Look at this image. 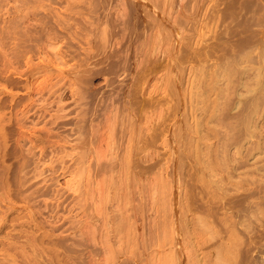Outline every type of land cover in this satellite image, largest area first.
<instances>
[{
    "label": "rangeland",
    "instance_id": "rangeland-1",
    "mask_svg": "<svg viewBox=\"0 0 264 264\" xmlns=\"http://www.w3.org/2000/svg\"><path fill=\"white\" fill-rule=\"evenodd\" d=\"M116 1H118L119 4L121 3V5ZM124 1L125 0H115L116 6V4H112L110 0H0V264H11L12 262H14L13 264L20 262L22 264L23 261V264H31V262L35 264L34 258L37 264H39V262L48 264L51 261L53 263L50 264H223L225 261H232L234 257L236 261H233L237 264L240 261L239 264H255L256 261L257 264L258 262L264 264V111L262 112V110H264V108H262L264 107V88L260 85V83L262 84L263 82L259 83L263 91L262 89H259L261 93L256 91V94L260 93L259 95L256 96V94H252L251 92V94H249V90H247L250 86L248 85L250 81L252 85L253 82L256 83V81H254L255 78L257 80L260 77L259 79L264 81V79H262L264 78V51H261L264 46V39H261L264 38V1L137 0V3L141 2L139 4L140 6L142 5V8L146 5L145 9H143L145 11L144 16L143 10H139V5H134L136 0L130 2L126 0L131 6L130 7L126 3L127 7H129V9L131 8V12L137 15L139 13L140 16L136 15L137 18L140 17L138 19L130 17L132 15L135 17V15L130 13V10L127 11V7V10L125 9L123 5ZM142 2H144L145 5H143ZM153 2H155L159 10L154 8L155 5H153ZM259 2H261V4ZM112 5H114L113 8H111ZM257 5L259 7H257ZM120 6L122 9L124 7L123 11ZM147 6L151 8H147ZM148 9L151 10L149 11L150 14L148 11L146 12ZM118 10L119 12L121 11L122 14L119 13ZM124 10L125 17L128 19L123 15ZM126 11L129 12V17ZM241 11L247 12L244 13ZM146 13H148L149 16H147L148 14ZM227 13L232 17H229ZM109 14L111 16H109ZM119 14L123 16H118ZM247 14L254 20L250 19ZM202 16L206 17L203 18ZM197 17L201 18L197 19ZM255 17L257 19H255ZM109 18L113 19V22L116 20V22L113 24L112 20ZM130 18H133V21H130ZM147 19L151 27H149L150 25L148 22V24L144 23ZM259 19L261 20L259 21ZM124 20L127 22L130 21L128 22L129 24ZM117 21L123 22L119 24L120 22L118 23ZM110 23L115 27L114 30L112 29L114 27H112ZM131 23H139L137 26L134 25L137 28L144 24L148 25V28L144 25L145 29L141 26L142 28L140 27L138 30L140 35L142 34L145 36H138L139 33L137 30V34L133 31L135 27H132ZM158 24L160 25L158 26ZM245 24L249 26V30L252 29V32L258 34L255 35V33H253V37L255 38L250 35L252 32L246 30L247 32L245 33L244 28L247 26ZM129 25L132 27V31L131 29L129 30ZM140 29H143L142 32ZM108 30L111 32L117 31L115 33L116 35H114V32L112 34L114 38L110 37L111 32ZM124 30L128 31L123 32ZM128 32H131L132 36ZM262 32L263 34H261ZM133 35H135L136 38H134L135 36L133 37ZM199 36L203 37L201 38ZM237 36L240 37L238 38ZM123 37L126 38V41L123 40ZM256 37L258 41L260 40V42H262L261 44L258 43ZM117 38L122 41H118ZM249 40H254L255 42L252 41L251 44ZM129 41L131 42L129 43ZM121 42L127 43H124V46ZM237 45H240L239 48ZM253 45L254 48L252 47ZM249 47L254 50L246 49L248 52L246 53L244 49ZM125 48H131L132 50L128 49V52ZM240 49L243 51V54L245 52L246 57H244L245 54L241 55L242 53H239L242 52ZM150 53L152 55H150ZM250 53L252 57L249 55ZM212 54H214L215 57ZM224 54L227 55L225 56ZM259 55H261L262 59ZM104 56L105 58H103ZM234 56H236V58ZM248 56H250L249 59L253 58L256 60L254 61L251 59V61H253L251 63V61H248ZM114 57L115 59L113 61L111 58ZM199 57L200 60H198ZM120 58L123 60L125 58L126 61ZM169 59L171 60L169 61ZM135 61H137V63ZM113 62L116 66L113 65ZM225 62L228 63L226 64ZM110 63L112 65H110ZM222 63L225 64L223 65ZM121 64H123L122 67ZM237 64L240 67L243 64L246 65V67L248 65V67L245 70L244 65L242 69V67H238ZM249 64H251L252 67ZM124 65L126 68H123ZM226 65H230L231 67H227ZM198 66L202 67L200 68L202 71L198 72ZM260 67L261 70L259 69ZM192 68H194V70H190ZM221 68L226 70L222 71ZM248 68H254L256 71L248 70ZM227 69L230 71V74ZM243 70L248 72L247 75L249 78L245 77L246 74ZM231 71L233 72L232 74ZM217 72L218 74H215ZM212 73L219 77L214 76L215 80L212 77L210 79L209 75H212ZM242 73L243 75L240 77ZM254 73L256 76L258 75V78ZM260 73L262 74L260 75ZM198 74L200 75L199 79ZM233 74L236 75V77ZM250 74L253 76L251 77ZM170 76L172 77L170 78ZM205 76L206 78L209 77L210 80H214L210 87L207 86L208 81ZM223 77L229 80V85ZM245 78L247 81H245ZM250 78H252V80ZM220 80L224 85H222L223 83L220 82ZM244 81L248 82L245 85L246 88H242L244 87ZM119 85L121 89H118ZM186 85L187 87L185 89ZM231 85L234 90H231ZM217 86L223 90H219ZM260 86L259 88H261ZM195 88L198 89L196 90ZM205 88H207V92L204 91ZM215 88L217 92H221L217 93ZM209 89H211L213 93L216 92V94L210 93ZM202 91L205 92V94L199 93ZM228 91H231L232 94ZM239 91L242 93L245 91L243 93L244 95H241L242 93ZM123 92H126V94ZM186 92L190 95L189 97ZM194 94H196L197 97ZM200 94L203 95V97ZM198 95L201 96H199V99ZM215 95H220V97L217 96L219 99ZM238 95L244 103L239 101L240 97H238ZM252 95H255V101L253 100L254 103L250 98ZM212 96L217 99L215 98L214 100ZM222 96H224V98ZM243 96H246L247 100L244 99ZM258 97L260 99L257 100ZM193 98H195L193 100L194 102L200 101L203 98L204 100L202 99L203 101L201 100L200 103L203 104L204 101L205 103L203 105L199 102L194 103L197 104L196 107L192 104ZM210 99L212 102H217L216 105L212 103ZM229 99L231 102L228 101ZM236 100L240 102L239 107V103H235L237 102ZM223 101L226 102V105ZM258 101H260V103ZM150 102L151 104H149ZM154 102L156 104H154ZM189 102H191V104ZM208 102H210V104ZM220 102L229 107L225 109V106L220 104ZM245 102H247V104ZM245 104L246 107L248 106L247 108H244ZM258 104H260V106ZM235 105L236 107H234ZM170 106H172V109ZM209 106L215 108L211 110ZM218 106L222 108V111H220L221 108L219 109ZM216 107L217 111H215ZM237 107L242 108L239 114L236 112L238 109ZM192 108H195V110L193 111ZM227 108H229L230 111H226L228 110ZM123 110L124 112H122ZM199 110L203 113L198 114L200 112ZM218 110L224 113L221 114ZM252 110L255 113L252 112ZM207 113H209L211 118ZM117 114L121 118H119ZM229 114L230 118L228 116ZM241 114L244 116L242 117ZM186 115H188L189 118L188 116L186 118ZM214 115L216 116V120ZM221 115L223 116L221 117ZM239 115L240 117H238ZM236 116L242 120L236 119ZM195 117L198 120H196ZM245 117L251 119V121L246 119L247 126L245 125ZM218 118H222L221 124ZM207 120L209 122H207ZM255 120L256 124H259L258 126L262 129L258 130V127L256 128L257 125H255ZM201 121L203 124H201ZM226 121L232 125L230 126ZM236 121H239L237 124H242L236 126ZM123 122L124 124H122ZM173 122L175 123L173 124ZM234 122L235 126L233 127ZM251 122H254V124H251ZM208 123H211L214 129H211ZM134 124L135 127L133 126ZM205 124L208 125L206 126ZM227 124L233 128L229 129ZM111 125L114 126L111 127ZM200 125L203 126L200 127ZM239 125H243L246 129H243L244 127L240 128ZM192 126H194L193 129ZM125 127H128V129H125ZM131 127H134L135 130L133 129V131L137 134L135 136L134 133L133 139H131L132 136H129L133 134ZM155 127L156 130H154ZM171 127L173 128L170 129ZM178 127L179 129H177ZM251 127L253 128L251 129ZM254 127L256 129H254ZM183 129H185V131ZM195 129H198V133ZM210 129L212 132L214 131L217 133L213 132V134ZM215 129L217 131H215ZM153 130L157 131V133H159L160 130L159 137ZM179 130H181L182 135L179 133ZM193 130L195 131L193 132ZM207 130L210 132H207ZM221 130L222 133H220ZM235 130H237V132L234 133ZM124 131L126 133H124ZM244 131L246 133L247 131L251 133L250 136ZM119 132H122V135ZM153 134H155L156 137ZM202 134H206V136L203 135L204 138H201ZM225 134H230L234 141L230 139L229 135H227L229 136L228 138L227 136L225 137ZM138 135L141 136V138L139 136V140L143 143H140L142 147L140 145L136 147L135 145L137 144L136 140L138 139ZM215 135H218L217 138ZM253 135L256 136L254 137ZM193 136L194 138L198 136V138L194 140ZM245 136H249V140H252L248 142L249 140H246L247 138ZM242 137L246 139L244 138V140H242ZM147 138H150V140L147 141ZM184 138L187 140L188 145L185 144L186 140ZM211 138H215V141ZM198 139H200V142ZM210 139L212 141H210ZM237 140H242V142H238ZM257 140L259 141L257 142ZM150 141H155V144L152 145L154 142L151 144ZM202 141L204 143H212H210V145H208V143L202 145ZM227 141H229V143ZM191 144H195V146L192 147ZM218 144L220 146H217ZM238 144L243 147H239ZM208 146H211L214 150ZM206 147L207 149H205ZM197 148L199 153L197 152ZM208 148L211 154L207 152ZM238 148H241L242 151L241 149L238 150ZM253 148L254 151L252 150ZM220 150L222 152H220ZM223 151L226 152L228 157H226ZM213 152L214 155H212ZM170 153L171 155H169ZM197 153L202 160L205 157L206 159L202 161L199 155L197 157L195 156ZM205 153L207 154L205 155ZM216 153L219 154L217 155ZM123 154L127 155L124 156ZM233 155L241 159L238 161ZM122 156L126 157V159ZM207 157L211 158H209L211 160L209 164V159ZM119 158L122 160L124 158L125 162L126 160L129 161V163H126L131 165L130 169L127 168L126 164L125 167V162L123 163ZM130 160L132 162H130ZM200 160L202 162H200ZM119 161L122 162L123 166ZM204 161H206L205 165L203 164ZM215 161H221L219 162L221 164H218V166L217 163L216 165H212L211 162L214 164ZM111 162L114 164L112 165ZM236 162L238 163L237 165ZM241 162L243 164H241ZM103 163L105 167L102 166ZM223 163H225V166L222 165ZM97 164H99L100 167H97ZM227 164H230V166L228 167ZM201 165L203 167H199ZM209 165L210 167L213 166L212 169L215 171L214 173ZM205 166H208V169ZM238 166L243 167L241 168ZM121 169L122 171L120 172ZM125 169H127L126 173ZM201 170H203V172ZM206 171H209V173ZM226 171H228V175L225 176L226 178L229 177L230 179H227L230 181L226 178L224 179V175H220V173L227 174ZM123 174H127V176ZM168 175H170V177ZM209 175L212 178L209 177ZM219 175L223 178L222 180L220 178V181L218 180L220 177ZM171 176H173V178ZM171 178L172 180H168ZM209 178H211L213 182L215 181L216 184L218 182L219 186L218 184H212L210 187L208 184L213 182L209 180ZM214 178L217 179V181L213 180ZM203 179L205 184L204 181H202ZM208 180L210 183L207 184V182H209ZM162 181H165V183L162 184ZM226 182L229 185L226 184ZM206 185L208 186L205 187ZM215 185L216 187L218 186L219 190ZM220 185L222 187H220ZM223 186L227 189L225 187L224 189ZM169 187L171 188L168 189ZM245 188L249 190L245 192ZM213 189L218 191H213ZM243 189H245L244 194L241 192ZM167 190L173 191H170L168 195ZM214 192L216 195L219 193L218 196L220 197L214 196ZM241 193L243 196H241ZM239 194H241V197L238 196ZM208 196L215 197V199L210 200L211 198ZM194 197L197 199L195 200ZM217 198H220V202ZM203 199H205V202ZM237 199L240 200L237 201ZM193 200L198 201L194 202ZM216 200L218 202H215ZM161 203L164 204L161 205ZM161 207H164L165 210L164 208L162 210ZM160 215H163L162 218H160ZM33 219L35 223L33 221L31 222ZM200 220L202 222H200ZM33 224H37L35 230H37L38 236H36L35 230L33 234ZM59 225L62 226L60 227ZM117 225H119V227L121 226L120 229ZM117 229H119L118 231L120 234L116 233ZM213 230L215 231L213 233L214 236L212 233L210 235V231L213 232ZM18 231L22 233L19 234ZM23 231H27V233L25 232L24 234ZM11 232L15 233L14 236H10L12 235ZM28 232L33 234L32 236L34 239H36L35 237H40L41 235L39 236V234H42L43 240L41 241L43 243H40L39 240H34ZM42 232L47 235L48 238L50 237L49 239L54 235L55 237L53 238L55 239H52L58 243H53L52 239L50 242L53 245L51 243H46L49 241H47L46 236L44 238ZM108 232L109 234H107ZM49 233L53 235L50 236ZM21 234L24 236H17ZM26 234H28V238ZM18 237L26 241L22 239V242ZM30 237L32 239H29ZM59 237H61V239L65 237L67 240H65V238L58 240ZM15 238L16 242L13 241ZM79 238L81 239L79 240ZM30 240L37 241L39 244H35L34 242V244H32V242L30 244ZM5 241H7V244L2 243ZM65 241L66 245H64ZM232 241L237 243L234 251L232 250L234 248L232 245L233 243H231ZM13 242L17 243L19 247H22L20 244L23 245V248H18L15 243L12 244ZM225 243H228L229 247L227 246L226 248L225 245L227 244ZM41 244L45 245L43 249ZM50 244L51 246H49ZM33 245H38V248L34 246L36 248L33 247V249ZM235 245L236 244H234V246ZM49 247L51 249H49ZM79 249H81V251ZM82 249H86L85 252ZM226 249L229 250V253L232 251L230 256L227 255L228 250ZM11 250L14 252L12 253ZM20 250L28 251V253L26 251L24 252L33 258L28 259L29 256L25 253L24 257L23 252ZM30 250L31 252H29ZM248 250H250L252 254L254 253V255L251 256ZM10 251L11 253H9ZM77 251H79L78 254L76 253ZM236 251L239 254H236ZM39 252L43 257H41V255L40 257L38 255H33ZM45 253L46 255H44ZM6 254L9 255L10 258ZM83 254L86 256H83ZM232 254L234 255L233 257L231 256ZM15 255H18V258ZM220 255H223L224 258ZM56 256H59L61 261ZM47 257L50 260L49 262H47ZM50 257H53L51 258L52 260ZM78 257L81 260H79ZM228 257H230V259L232 258V260H229ZM244 257L246 258L244 259ZM249 258H251V260ZM7 259L9 261L11 260V262ZM16 259H18V261ZM254 260L256 261L254 262ZM74 261H76V263ZM227 262L224 264H228ZM229 264L234 263L230 262Z\"/></svg>",
    "mask_w": 264,
    "mask_h": 264
},
{
    "label": "bare ground",
    "instance_id": "bare-ground-1",
    "mask_svg": "<svg viewBox=\"0 0 264 264\" xmlns=\"http://www.w3.org/2000/svg\"><path fill=\"white\" fill-rule=\"evenodd\" d=\"M112 1L115 2V0H112ZM112 1L110 0V2H111L112 4H116V2H118V1H116V2L114 3V2H112ZM119 1H121V0H119ZM130 1H132V0H128V2H130ZM145 1H146V0H145ZM151 1H152V0H151ZM155 1H156V0H155ZM257 1H258V0H257ZM257 1H256V2H257ZM263 1H264V0H263ZM263 1H262V2H263ZM134 2H135V1H134ZM137 2H138V1L136 0V2L134 3V5H135V4H136V5L138 4L139 7H140V9L138 8L139 10H143V9H145V6H146V5L144 4V2H142V4L145 5L143 8H142V5L140 6V4H139V3H141V2H139V3H137ZM239 2H240V1H239ZM256 2H255V3H256ZM123 3H124L123 5L125 6V9H126L127 5H129V4L126 2V0H125ZM126 3H127V5H126ZM131 3H133V2H131ZM153 3H154L153 5H155V2H153ZM156 3H157V2H156ZM240 3H241V2H240ZM255 3H254V4H255ZM259 3L261 4V2H259ZM118 4H119V2H118ZM157 4H158V3H157ZM257 4H258V3H257ZM119 5H121V3H120ZM241 5H242V4H241ZM247 5H248V3H247ZM255 5H256V4H255ZM113 6H114V5H112L111 8H113ZM116 6H117V4H116ZM129 6H130V5H129ZM156 6H157V5H155L154 8H157ZM118 7H119V6H118ZM120 7H121V6H120ZM130 7H131V6H130ZM148 7H149V6H147V8H148ZM240 7H241V6H240ZM244 7H245V6H244ZM252 7H253V6H252ZM257 7H259V6L257 5ZM260 7H262V6H260ZM114 8H115V7H114ZM136 8H137V7H136ZM149 8H151V7H149ZM247 8H248V6H247ZM255 8H256V7H255ZM262 8H263V7H262ZM117 9H118V8H117ZM121 9H122V7H121ZM123 9H124V7H123ZM123 9H122V11H123ZM127 9H128V10H127ZM127 9H126V10L129 11L131 8L129 9V7H127ZM157 9L159 10V8H157ZM157 9H156V10H157ZM226 9H227V8H226ZM234 9H235V8H234ZM242 9H243V8H242ZM242 9H241V10H242ZM250 9H251V8H250ZM250 9H249V11H250ZM253 9H254V7H253ZM113 10H114V9H113ZM232 10H233V9H232ZM239 10H240V8H239ZM245 10H246V7H245ZM251 10H252V9H251ZM115 11H116V10H115ZM127 11H126V13H128V17H129V12H127ZM131 11H132V10H130V13H132ZM147 11H148V13H149V11H151V10L148 9V10H146V12H147ZM153 11H154V9H153ZM111 12H112V11H111ZM113 12H114V11H113ZM118 12H119V10H118ZM140 12H141V11H140ZM144 12H145V11L143 10V14H144V16H145V13H144ZM225 12H226V11H225ZM241 12H244V13H245V12H247V11H241ZM119 13H121V11H120ZM137 13H138V12H137ZM141 13H142V12H141ZM148 13H146V14H148ZM152 13H153V12H152ZM155 13H156V12H155ZM203 13H204V12H203ZM121 14H122V13H121ZM121 14H119L118 16H120ZM132 14H134L135 17H134ZM132 14H131L132 16H130V17H133V18L136 19V18H137V17H136L137 14H136V13H132ZM149 14H150V13H149ZM149 14H148L147 16H149ZM156 14H157V13H156ZM227 14H228V13H227ZM116 15H117V12H116ZM123 15H124V17H125V10H124V14H123ZM123 15H121V16H123ZM138 15H139V13H138ZM138 15H137V16H138ZM141 15H142V14H141ZM203 15H204V14H203ZM228 15H229V17H232V16H230V14H228ZM241 15H242V14H241ZM109 16H111V15L109 14ZM126 16H127V15H126ZM139 16H140V15H139ZM233 16H234V15H233ZM243 16H244V15H243ZM245 16H246V15H245ZM247 16H248V14H247ZM247 16H246V17H247ZM112 17H113V16H112ZM124 17H123V18H124ZM154 17H156V16H154ZM154 17H153V18H154ZM202 17H203V16H202ZM204 17H206V16H204ZM204 17H203V18H204ZM248 17H249V16H248ZM248 17H247V18H248ZM117 18H119V17H117ZM121 18H122V17H121ZM125 18H127V17H125ZM133 18H132V19H133ZM138 18H140V17H138ZM138 18H137V19H138ZM148 18H149V17H148ZM198 18H201V17H197V19H198ZM249 18H250V19H253L252 17H249ZM109 19H110V18H109ZM109 19H108V20H109ZM127 19H128V18H127ZM130 19H131V18H130ZM132 19H131L130 21H133ZM135 19H134V20H135ZM141 19H142V18H141ZM150 19H151V18H150ZM150 19H149V21H150ZM157 19H158V17H157ZM255 19H257V18L255 17ZM110 20H112V22L114 21L113 19H110ZM110 20H109V22H110ZM143 20H145V19H143ZM160 20H161V17H160ZM176 20H177V19H176ZM202 20H203V19H202ZM253 20H254V19H253ZM260 20H261V19H259V21H260ZM124 21H125V20H124ZM130 21H128V22H130ZM135 21H136V20H135ZM153 21H154V20H153ZM203 21H204V20H203ZM107 22H108V21H107ZM115 22H116V20H115ZM115 22H113V24H114ZM117 22H118V21H117ZM119 22H120V23H119ZM119 22H118V23L121 24L123 21H122V22L119 21ZM125 22H127V21H125ZM128 22H127V23H128ZM147 22H148V19L146 20V22L144 21V23H145V24H148V23H149V25H150V22H148V23H147ZM155 22H156V21H155ZM176 22H177V21H176ZM196 22H198V21H196ZM230 22H231V20H230ZM233 22H234V21H233ZM247 22H248V21H247ZM253 22H254V21H253ZM261 22H262V21H261ZM261 22H260V23H261ZM263 22H264V21H263ZM118 23H117V25H118ZM158 23H159V22H158ZM113 24L111 25V23H110V25H111L112 27H114ZM128 24H129V23H128ZM131 24H132V23H131ZM145 24H144V25H145ZM163 24H164V23H163ZM175 24H176V23H175ZM175 24H174V25H175ZM178 24H179V23H178ZM248 24H249V23H248ZM110 25H109V26H110ZM117 25H116V26H117ZM123 25H124V24H123ZM134 25L137 26V25H139V23H138V24L136 23V24H132V25H131L132 27H135V30H133L134 32H136V30H137V32H138V30H139V28H140L141 26H143L144 29H145V26H147L146 28H148V25H145V26H144V25H141V26H139L138 28H137L136 26H134ZM159 25H160V24H158V26H159ZM207 25H208V24H207ZM242 25H244V24H242ZM245 25H247V24H245ZM253 25H254V24H253ZM109 26H108V27H109ZM111 26H110V27H111ZM126 26H127V24H126ZM110 27H109V28H110ZM112 27H111V28H112ZM118 27H119V26H118ZM118 27H117V28H118ZM132 27H130V25H129V30H130ZM149 27H151V25H150ZM246 27H247V28H246ZM246 27L244 28V29H245V33L247 32L246 30H248V32H252V31H251L252 29L249 30L250 28H248V27H249L248 25H247ZM120 28H121V27H120ZM126 28H127V27H126ZM141 28H142V27H141ZM152 28H153V23H152ZM170 28H171V27H170ZM174 28H175V27H174ZM112 29L114 30L115 27L112 28ZM122 29H123V28H122ZM127 29H128V28H127ZM133 29H134V28H133ZM253 29H254V28H253ZM256 29H257V28H256ZM260 29H261V28H260ZM113 30H112V31H113ZM140 30H141V29H140ZM142 30H143V29H142ZM142 30H141V32H142ZM146 30H147V29H146ZM148 30H149V29H148ZM174 30H175V29H174ZM108 31H110V30H108ZM108 31H107V33H108ZM127 31H128V30H126V31L124 30L123 32H127ZM131 31H132V29H131ZM230 31H232V30H230ZM261 31H262V30H261ZM110 32H111V31H110ZM113 32H114V35H116L115 33H116L117 31H113ZM113 32L110 33V34H111L110 37H113V35H112ZM137 32H136V34H137ZM146 32H147V31H146ZM233 32H234V31H233ZM238 32H239V29H238ZM263 32H264V25H263ZM263 32H262L261 34H263ZM101 33H103V32H101ZM104 33H105V32H104ZM128 33L131 35V32H128ZM132 33H133V32H132ZM138 33H139L138 36H141V35H142V34L140 35V32H138ZM204 33H205V32H204ZM204 33H203V35H204ZM253 33H255V35H258V34H256V32H252V34H250L252 37H253V35H254ZM110 34H109V35H110ZM136 34H135V35H136ZM145 34H146V33H145ZM227 34H228V33H227ZM104 35H105V34H104ZM123 35H124V33H123ZM135 35H133V37H134ZM239 35H240V34H239ZM243 35H244V34H243ZM245 35H246V34H245ZM263 35H264V34H263ZM117 36H118V35H117ZM124 36H125V35H124ZM131 36H132V35H131ZM138 36H137V38H138ZM142 36H145V35H142ZM205 36H206V35H205ZM106 37H107V36H106ZM106 37H105V38H106ZM120 37H121V36H120ZM125 37H126V36H125ZM133 37H131V38H133ZM199 37H201V36H199ZM202 37H203V36H202ZM202 37H201V38H202ZM207 37H208V36H207ZM207 37H206V38H207ZM212 37H213V36H212ZM237 37H238V36H237ZM239 37H240V36H239ZM239 37H238V38H239ZM244 37H245V36H244ZM103 38H104V37H103ZM113 38H114V37H113ZM118 38H119V37H118ZM118 38H117V39H118ZM123 38H124V37H123ZM126 38L129 40L128 37H126ZM126 38H124L123 40H125ZM134 38H136V36H135ZM142 38H143V37H142ZM253 38H255V37H253ZM106 39H107V38H106ZM106 39H105V40H106ZM256 39H257V37H256ZM256 39H255V40H256ZM261 39H264V38H261ZM105 40H103V41H105ZM109 40H110V39H109ZM119 40H121V39H118V41H119ZM194 40H195V39H194ZM223 40H224V38H223ZM113 41H114V39H113ZM115 41H116V40H115ZM121 41H122V40H121ZM125 41H126V40H125ZM131 41H132V40H131ZM131 41H129V43H130ZM196 41H197V39H196ZM201 41H202V40H201ZM205 41H206V40H205ZM236 41H237V40H236ZM241 41H242V40H241ZM246 41H247V40H246ZM249 41H250V43L252 44V41H254V40H252V41L249 40ZM257 41H258V39H257ZM116 42H117V41H116ZM133 42H134V39H133ZM197 42L199 43V41H197ZM222 42H223V41H222ZM239 42H240V41H239ZM254 42H255V41H254ZM263 42H264V40H263ZM111 43H112V42H111ZM121 43H123V42H121ZM124 43H127V42H124ZM124 43H123L122 45H124ZM135 43H137V42H135ZM241 43H242V42H241ZM250 43H249V44H250ZM258 43L261 44L262 42H260V40H259ZM106 44H107V43H106ZM131 44H133V43H131ZM138 44H140V43H138ZM196 44H197V43H196ZM196 44H195V45H196ZM201 44H202V43H201ZM204 44H205V42H204ZM207 44H209V43H207ZM221 44H223V43H221ZM236 44H237V43H236ZM242 44H243V43H242ZM242 44H241V46H242ZM244 44H245V42H244ZM246 44H247V43H246ZM263 44H264V43H263ZM263 44H262V45H263ZM136 45H137V44H136ZM136 45H135V46H136ZM142 45H143V44H142ZM120 46H121V44H120ZM124 46H125V45H124ZM140 46H141V45H140ZM140 46H139V47H140ZM145 46H146V45H145ZM145 46H144V47H145ZM226 46H227V45H226ZM228 46H229V45H228ZM237 46H238V48H239L240 45H237ZM248 46H249V45H248ZM250 46H251V45H250ZM256 46H257V45H256ZM97 47H98V46H97ZM101 47H102V45H101ZM101 47H100V48H101ZM126 47H127V45H126ZM139 47H137V48H139ZM244 47H245V45H244ZM252 47L254 48V45H253ZM257 47H258V46H257ZM259 47H261V46H259ZM134 48H135V47H134ZM134 48H133V50H134ZM137 48H136V49H137ZM140 48H141V47H140ZM140 48H139V49H140ZM142 48H143V47H142ZM209 48H210V47H209ZM221 48H222V47H221ZM223 48H224V47H223ZM238 48H237V50H238ZM255 48H256V47H255ZM263 48H264V46H263ZM263 48H262V49H263ZM125 49H127V48H125ZM128 49L132 50L131 48H128ZM128 49H127V51H128ZM136 49H135V50H136ZM145 49H146V48H145ZM228 49H229V48H228ZM241 49H243V48H241ZM241 49H240V50H241ZM246 49L248 50V49H252V48H250V47H249V48H245L244 51H245ZM259 49H261V48H259ZM262 49H261V51H264V49H263V50H262ZM118 50H119V49H118ZM140 50H141V49H140ZM151 50H152V49H151ZM153 50H154V49H153ZM206 50H207V49H206ZM211 50H212V49H211ZM231 50H232V46H231ZM237 50H236V51H237ZM247 50H246V53H248ZM252 50H254V49H252ZM122 51H123V50H122ZM127 51H126V52H127ZM137 51H138V50H137ZM137 51H136V52H137ZM143 51H144V50H143ZM143 51H142V52H143ZM195 51H196V50H195ZM214 51H215V50H214ZM224 51H225V50H224ZM238 51H239V50H238ZM241 51H242V50H241ZM259 51H260V50H259ZM99 52H100V51H99ZM128 52H129V51H128ZM132 52H133V51H132ZM140 52H141V51H140ZM145 52H146V51H145ZM151 52H152V51H151ZM201 52H202V51H201ZM225 52H226V51H225ZM251 52H252V51H251ZM254 52H255V51H254ZM134 53H135V52H134ZM137 53H138V52H137ZM148 53H149V52H148ZM148 53H147V55H148ZM194 53H195V52H194ZM196 53H198V52H196ZM206 53H207V52H206ZM222 53H223V52H222ZM226 53H227V52H226ZM239 53H242L241 55H244V54H245V52H244V54H243V51H242V52H239ZM256 53H257V52H256ZM256 53H255V55H256ZM117 54H118V53H117ZM126 54H127V53H126ZM198 54H199V53H198ZM207 54H208V53H207ZM217 54H218V53H217ZM217 54H216V55H217ZM219 54H220V52H219ZM259 54H260V52H259ZM99 55H100V54H99ZM118 55H119V54H118ZM136 55H137V54H136ZM138 55H139V53H138ZM150 55H152V54L150 53ZM212 55L214 56V54H212ZM221 55H223V54H221ZM224 55H225V54H224ZM226 55H227V54H226ZM226 55H225V56H226ZM235 55H236V53H235ZM239 55H240V54H239ZM239 55H238V56H239ZM249 55L251 56V53H250ZM115 56H116V55H115ZM120 56H121V55H120ZM128 56H129V54H128ZM145 56H146V55H145ZM197 56H199V55H197ZM218 56H219V55H218ZM228 56H229V55H228ZM231 56H232V53H231ZM250 56L247 57L249 62L251 61V59H253V58H250V59H249ZM256 56H257V55H256ZM259 56L261 57V55H259ZM263 56H264V53H263ZM96 57H97V56H96ZM112 57H113V56H112ZM121 57H122V56H121ZM125 57H126V56H125ZM134 57H135V56H134ZM207 57H209V56H207ZM214 57H215V56H214ZM216 57H217V56H216ZM234 57L236 58V56H234ZM244 57H246V54H245ZM251 57H252V56H251ZM91 58H92V57H91ZM94 58H95V57H94ZM103 58H105V56H104ZM106 58H107V57H106ZM117 58H119V57H117ZM136 58H137V57H136ZM138 58H139V57H138ZM201 58H202V57H201ZM211 58H212V57H211ZM221 58H222V57H221ZM228 58H229V57H228ZM242 58H243V56H242ZM256 58H259V57H256ZM263 58H264V57H263ZM111 59H113V61H114L115 57H114V58H111ZM120 59H121V58H120ZM209 59H210V58H209ZM209 59H208V60H209ZM222 59H223V58H222ZM230 59H231V57H230ZM261 59H262V57H261ZM261 59H259V60H261ZM95 60H96V58H95ZM97 60H98V59H97ZM121 60H123V59H121ZM127 60H128V59H127ZM170 60H171V59H169V61H170ZM177 60H178V59H177ZM198 60H200V57H199ZM201 60H202V59H201ZM233 60H234V59H233ZM253 60L255 61L256 59H253ZM90 61H91V60H90ZM119 61H120V60H119ZM119 61H118V62H119ZM123 61H126L125 58H124ZM129 61H130V59H129ZM214 61H215V60H214ZM214 61H213V62H214ZM224 61H225V60H224ZM231 61H232V59H231ZM236 61H237V60H236ZM240 61H241V59H240ZM135 62L137 63V61H135ZM175 62H176V61H175ZM177 62H178V61H177ZM210 62H211V61H210ZM216 62H217V60H216ZM252 62H253V61H251V63H252ZM260 62H261V61H260ZM111 63H112V62H111ZM111 63H110V65H112ZM200 63H201V61H200ZM206 63H207V62H206ZM214 63H215V62H214ZM217 63H218V62H217ZM217 63H215V64H217ZM220 63H221V62H220ZM225 63H226V62H225ZM225 63H224V64H225ZM227 63H228V62H227ZM227 63H226V64H227ZM230 63H232V62H230ZM236 63H237V62H236ZM238 63H240V62H238ZM262 63H263V62H262ZM119 64H120V63H119ZM209 64H210V63H209ZM222 64H223V63H222ZM224 64H223V65H224ZM244 64H245V63H244ZM244 64H243V65H244ZM256 64H257V63H256ZM256 64H255V65H256ZM258 64H260V63H258ZM113 65L116 66V65L114 64V62H113ZM122 65H123V64H121V67H122ZM131 65H133V64H131ZM202 65H203V63H202ZM202 65H201V66H202ZM231 65H232V64H231ZM234 65H235V64H234ZM237 65H238V64H237ZM241 65H242V64H241ZM243 65H242V66H243ZM249 65L251 66V64H249ZM255 65H254V66H255ZM114 66H112V67H114ZM127 66H128V65H127ZM201 66H200V67L198 66V67H199L198 72H199V71H202V70H200V68H202ZM207 66H208V67H211V66H209V65H207ZM226 66H227V67H231L230 65H229V66L226 65ZM232 66H233V65H232ZM242 66H241V67H242ZM244 66H245L244 69L246 70L247 67H248V65H247V67H246V65H244ZM244 66H243V67H244ZM256 66H257V65H256ZM262 66H263V65H262ZM133 67H134V66H133ZM169 67H170V66H169ZM171 67H172V66H171ZM174 67H176V66H174ZM198 67H197V68H198ZM216 67H217V65H216ZM234 67H235V66H234ZM238 67H240V66L238 65ZM241 67H240V68H241ZM243 67H242V69H243ZM251 67H252V66H251ZM123 68H126V66L124 65ZM197 68H196V71H197ZM224 68H225V66H224ZM256 68H257V67H256ZM256 68H255V69H256ZM109 69H110V68H109ZM170 69H171V68H170ZM174 69H175V68H174ZM174 69H173V71H174ZM203 69H204V68H203ZM206 69H207V67H206ZM210 69H211V68H210ZM216 69H217V68H216ZM221 69H222V68H221ZM228 69H229V68H228ZM228 69H227V71H228ZM235 69H236V67H235ZM259 69L261 70V67H260ZM113 70H114V69H113ZM124 70H126V69H124ZM130 70H131V69H130ZM190 70H194V68H192V69H190ZM208 70H209V68H208ZM208 70H207V72H208ZM212 70H213V69H212ZM218 70H219V69H218ZM225 70H226V69H225ZM225 70L222 69V71H225ZM230 70H231V69H230ZM237 70H238V68H237ZM240 70H241V69H240ZM245 70H243V72H244ZM248 70H254V68H253V69H249V68H248ZM248 70H247V71H248ZM132 71H133V70H132ZM168 71H169V68H168ZM215 71H216V70H215ZM233 71H234V69H233ZM238 71H239V70H238ZM238 71H237V72H238ZM254 71H256V70H254ZM257 71H259V70H257ZM262 71H263V70H262ZM169 72H170V71H169ZM171 72H172V71H171ZM175 72H176V71H175ZM204 72H206V71H204ZM207 72H206V73H207ZM213 72H214V70H213ZM234 72H235V71H234ZM251 72H252V71H251ZM259 72H261V71H259ZM259 72H257V73H259ZM209 73H211V72H209ZM228 73L230 74V71H228ZM232 73H233V72L231 71V74H232ZM240 73H241V72H240ZM255 73H256V72H255ZM255 73H254V75H255ZM213 74H214V73H212V75H209V74H208V75L210 76V79H211V77L214 79V76H216L215 74H218V72L215 73L214 75H213ZM226 74H227V73H226ZM226 74H225V75H226ZM245 74L247 75L248 72L245 71ZM245 74H244V75H245ZM252 74H253V73H252ZM261 74H262V73H260V75H261ZM170 75H171V74H170ZM173 75H175V74H173ZM196 75H197V74H196ZM198 75H199V74H198ZM200 75H201V73H200ZM200 75H199L198 79L200 78ZM204 75H205V74H204ZM222 75H223V73H222ZM225 75H224V77H225ZM233 75H234V74H233ZM241 75H243V73L240 74V77H241ZM246 75H245V77H246V78H249L248 75H247V76H246ZM260 75H259V76H260ZM263 75H264V74H263ZM217 76H218V75H217ZM217 76H216V77H217ZM227 76H228V75H227ZM227 76H226V77H227ZM234 76L236 77V75H234ZM250 76H251V74H250ZM252 76H253V75H252ZM252 76H251V77H252ZM255 76H256V75H255ZM257 76H258V75H257ZM257 76H256V77H257ZM171 77H172V76H170V78H171ZM191 77H192V76H191ZM196 77H197V76H196ZM202 77H203V75H202ZM202 77H201V78H202ZM218 77H219V76H218ZM224 77H223V78H224ZM235 77H233V78H235ZM173 78H174V77H173ZM205 78H206V76H205ZM220 78H222V77H220ZM228 78H229V77H228ZM242 78H244V77H242ZM242 78H239V79H240V80H243ZM246 78H245V79H246ZM257 78H258V77H257ZM259 78H260V77H259ZM259 78H258L257 80H256V78H255V79L253 78L254 81H256V83L253 82V85H252V83L250 84L251 81H250L249 83H248V82H245V81H247V79H246V80L244 81L245 83L243 84L244 87H242V88H246L245 85L248 83V85H250L249 88L247 87V88H248L247 90H249V94H251V93H252V94H256V91H259V92L261 93V91H260L259 89H262V91H263V88H264V86H263L264 81L260 80ZM189 79H190V77H189ZM189 79H188V80H189ZM198 79H197V81H198ZM208 79H209V77L206 78V80L208 81L207 86L210 87L211 83L214 82L215 79H214V80L212 79L213 81L210 80V79L208 80ZM239 79H238V80H239ZM250 79L252 80V78H250ZM262 79H264V78H262ZM174 80H175V79H174ZM204 80H205V79H204ZM206 80H205V81H206ZM224 80L226 81V83L229 82L228 79H225V78H224ZM233 80H234V79H233ZM235 80H236V79H235ZM240 80H239V81H240ZM248 80H249V79H248ZM171 81H173V80H171ZM177 81H178V79H177ZM194 81H195V80H194ZM210 81H211V82H210ZM231 81H232V80H231ZM119 82H120V81H119ZM122 82H123V81H122ZM188 82H189V81H188ZM192 82H193V81H192ZM203 82H204V81H203ZM218 82H219V80H218ZM220 82H222V81L220 80ZM260 82H263V83L261 84ZM112 83H113V82H112ZM123 83H124V82H123ZM190 83H191V82H190ZM195 83H196V82H195ZM198 83H199V82H198ZM209 83H210V84H209ZM222 83H223V82H222ZM232 83H234V82H232ZM232 83H230V84H232ZM236 83H237V82H236ZM239 83H240V82H239ZM241 83H242V82H241ZM259 83H260V85H262L263 88L259 85ZM114 84H116V83H114ZM121 84H122V83H121ZM126 84H127V83H126ZM175 84H176V83H175ZM182 84H183V83H182ZM193 84H194V83H193ZM215 84H216V83H215ZM111 85H112V84H111ZM122 85H123V84H122ZM194 85H195V84H194ZM212 85H213V84H212ZM222 85H224V83H223ZM228 85H229V83H228ZM235 85H237V84H235ZM238 85H239V84H238ZM240 85H241V84H240ZM243 85H241V86H243ZM135 86H136V85H135ZM170 86H171V85H170ZM172 86H173V85H172ZM188 86H189V85H188ZM219 86H220V83H219ZM219 86H217V87H219ZM225 86H226V84H225ZM231 86H232V85H231ZM259 86H260L261 88H259ZM137 87H138V86H137ZM137 87H136V88H137ZM186 87H187V85L185 86V89H186ZM194 87H195V86H194ZM198 87H199V86H198ZM201 87H202V86H201ZM119 88H120V85H119L118 89H119ZM124 88H125V87H124ZM190 88H191V85H190ZM213 88H214V85H213ZM223 88H224V87H223ZM227 88H228V87H227ZM227 88H226V89H227ZM229 88H230V86H229ZM231 88H232V89H231ZM231 88H230L231 90H234V89H233V86H232ZM235 88H236V87H235ZM120 89H121V88H120ZM133 89H134V88H133ZM139 89H140V88H139ZM176 89H177V88H176ZM187 89H189V88H187ZM195 89H196V88H195ZM195 89H194V90H195ZM197 89H198V88H197ZM197 89H196V90H197ZM257 89H258V90H257ZM116 90H117V89H116ZM123 90H124V89H123ZM134 90H135V89H134ZM136 90H137V89H136ZM170 90H171V89H170ZM172 90H174V89H172ZM194 90H193V91H194ZM201 90H202V89H201ZM215 90H216V88H215ZM215 90H214V91H215ZM219 90H223V89H222V88L220 89V87H219ZM237 90H238V89H237ZM242 90H244V89H242ZM137 91H138V90H137ZM178 91H179V90H178ZM204 91L207 92V91H208L207 88H205ZM225 91H226V90H225ZM225 91H224V92H225ZM184 92H185V91H184ZM191 92H192V90H191ZM191 92H190V94H191ZM209 92H210V93H211V92L213 93V91H211V89H209ZM216 92H217V90H216ZM216 92H214L213 94H216ZM218 92L220 93L221 91H218ZM218 92H217V93H218ZM228 92H231V91H228ZM239 92L242 93L241 91H239ZM244 92H245V91H244ZM244 92H243V93H244ZM246 92H248V91H246ZM250 92H251V93H250ZM123 93H124V92H123ZM177 93H179V92H177ZM194 93H195V91H194ZM197 93H198V92H197ZM199 93H201V94H205V92H203V91H202V92H199ZM243 93H242L241 95H244ZM260 93H259V94H260ZM262 93H263V92H262ZM124 94H126V92H125ZM168 94H169V93H168ZM168 94H167V96H168ZM186 94H187V92H186ZM201 94H200V95H201ZM225 94H226V93H225ZM225 94H224V95H225ZM229 94H230V93H229ZM231 94H232V92H231ZM234 94H235V92H234ZM236 94H238V93H236ZM246 94H247V93H246ZM259 94H256V96L259 95ZM187 95H188V97L190 96L189 94H187ZM194 95H196V94H194ZM200 95H198V99H199V96H200ZM206 95H210V94H206ZM227 95H228V94H227ZM123 96H124V95H123ZM125 96H126V95H125ZM159 96H160V95H159ZM170 96H171V95H170ZM201 96L203 97V95H201ZM201 96H200V97H201ZM215 96H216V97H217V96L220 97V95H215ZM236 96H237V95H236ZM246 96H247V95H246ZM246 96H245V97L243 96V97H244V99L247 100ZM260 96H261V95H260ZM260 96H259V97H260ZM153 97H154V96H153ZM163 97H164V96H163ZM188 97H186V98H188ZM193 97H195V96H193ZM196 97H197V95H196ZM210 97H211V96H210ZM216 97H215V98H216ZM222 97L224 98V96H222ZM225 97H226V96H225ZM228 97H229V96H228ZM230 97H231V96H230ZM238 97H240V96L238 95ZM243 97H242V98H243ZM254 97H255V95H252V96L250 97V98H251V101H253V100L255 101V98H254ZM259 97L257 98V100L260 99ZM262 97H263V95H262ZM167 98H168V97H167ZM212 98H214V97L212 96ZM215 98H214V100H215ZM217 98H218V97H217ZM217 98H216V99H217ZM233 98H234V97H233ZM252 98H253V99H252ZM154 99H155V98H154ZM156 99H157V97H156ZM156 99H155V101H156ZM161 99H162V97H161ZM170 99H171V97H170ZM172 99H173V98H172ZM194 99H195V98L192 99V102H193L192 104L197 103V102L200 103V101H201L203 98H202L200 101H199V100H198V101L196 100L197 102H194V101H193ZM208 99H209V98H208ZM208 99H207V100H208ZM218 99H219V98H218ZM227 99H228V98H227ZM231 99H232V98H231ZM236 99H237V98H236ZM150 100H151V97H150ZM188 100H189V99H188ZM203 100H204V99H203ZM203 100H202V101H203ZM222 100H223V99H222ZM222 100H220V101H222ZM232 100H233V99H232ZM148 101H149V100H148ZM153 101H154V100H153ZM157 101H158V100H157ZM170 101H173V100H170ZM210 101H211V99H210ZM217 101H219V100H217ZM225 101H226V100H225ZM228 101H230V99H229ZM236 101H237V100H236ZM239 101H241L242 103H244V102L241 100V97H240ZM239 101L235 102V103H239V104H238V107H239V105H240V102H239ZM254 101H253V103H254ZM260 101H261V100H260ZM260 101H258V102L260 103ZM164 102H165V101H164ZM168 102H169V101H168ZM206 102H207V101H206ZM211 102H212V101H211ZM230 102H231V101H230ZM173 103H174V102H173ZM177 103H178V102H177ZM189 103L191 104V102H189ZM199 103H198V104H199ZM204 103H205V101H204ZM204 103H203V104H204ZM208 103L210 104V102H208ZM212 103H215V105H216L217 102H214V101H213ZM223 103L225 104L226 102L223 101ZM232 103H233V102H232ZM242 103H241V104H242ZM245 103L247 104V102H245ZM255 103H256V102H255ZM149 104H151V102H150ZM154 104H156V103L154 102ZM200 104H201V103H200ZM200 104H199V105H200ZM203 104H201V105H203ZM220 104H222V103L220 102ZM224 104H222V105H224ZM246 104L244 105V108L246 107ZM194 105L196 106L197 104H194ZM199 105H198V106H199ZM205 105H207V104H205ZM213 105H214V104H213ZM222 105H221V106H222ZM225 105H226V104H225ZM225 105H224V106H225ZM258 105L260 106V104H258ZM263 105H264V103H263ZM152 106H153V105H152ZM174 106H175V105H174ZM177 106H178V105H177ZM190 106H191V105H190ZM170 107H171V109H172V106H170ZM185 107H186V106H185ZM191 107H192V106H191ZM196 107H197V106H196ZM196 107H195V108H196ZM199 107H200V106H199ZM199 107H198V108H199ZM209 107H211V106H209ZM226 107H229V106H225V109H226ZM234 107H236V105H235ZM234 107H233V108H234ZM238 107H237V108H238ZM247 107H248V106H247ZM247 107H246V108H247ZM251 107H252V106H251ZM261 107H262V106H261ZM183 108H184V107H183ZM195 108H194V109L192 108L193 111L195 110ZM203 108H204V107H203ZM214 108H215V107H214ZM214 108L211 107V110H213ZM218 108L220 109L221 107L218 106ZM262 108H264V107H262ZM184 109H185V108H184ZM187 109H188V108H187ZM192 109H191V111H192ZM209 109H210V108H209ZM227 109H228V110H226V111H230L229 108H227ZM238 109H239V110H238ZM238 109H237V111H236L237 114H239L240 109H242V108L240 107V108H238ZM248 109H249V108H248ZM248 109H246V110H248ZM252 109H253V108H252ZM257 109H258V107H257ZM257 109H256V110H257ZM120 110H122V109H120ZM120 110H119V111H120ZM197 110H198V109H197ZM201 110H202V109H201ZM211 110H210V111H211ZM243 110H244V109H243ZM249 110H250V109H249ZM254 110H255V108H254ZM261 110H262V109H261ZM199 111H200V110H199ZM203 111H204V109H203ZM215 111H217V107H216V110H215ZM220 111H222V108H221ZM232 111H233V110H232ZM232 111H231V113H232ZM263 111H264V110H262V112H263ZM122 112H124V110H123ZM177 112H178V111H177ZM188 112L191 113L190 111H188ZM196 112H197V111H196ZM218 112H219V110H218ZM242 112H243V111H242ZM248 112H249V111H248ZM252 112H254V111L252 110ZM259 112H260V110H259ZM259 112H258V116H259ZM200 113H203V112L200 111L198 114H200ZM204 113H205V111H204ZM209 113H210V112H209ZM209 113H207V114H208V116L210 117ZM212 113H214V112H212ZM215 113H216V112H215ZM219 113L223 114L224 112H223V113H222V112H219ZM219 113H218V115L220 116ZM245 113H246V111H245ZM250 113H251V111H250ZM250 113H248V114H250ZM254 113H255V112H254ZM256 113H257V112H256ZM260 113H261V112H260ZM226 114H227V113H226ZM237 114H236V115H237ZM242 114H243V113H242ZM242 114H241V115H242ZM248 114H247V115H248ZM252 114H253V113H252ZM262 114H263V113H262ZM121 115L123 116L122 113H121ZM188 115H189V114H188ZM188 115H186V118H187ZM195 115H196V114H195ZM205 115H206V114H205ZM218 115H217V116H218ZM231 115H232V114H231ZM233 115H234V113H233ZM255 115H256V114H255ZM117 116H118V114H117ZM117 116H116V117H117ZM184 116H185V115H184ZM189 116H190V115H189ZM189 116H188V118H189ZM201 116H202V114H201ZM211 116H213V115H211ZM214 116H215V115H214ZM222 116H223V115H221V117H222ZM226 116H227V115H226ZM228 116H229V118H230V114H229ZM234 116H235V115H234ZM243 116H244V115H242V117H243ZM245 116H246V114H245ZM251 116H253V115H251ZM260 116H261V114H260ZM263 116H264V115H263ZM118 117L121 118L120 116H118ZM199 117H200V116H199ZM238 117H240V115H239ZM247 117H248V116H247ZM247 117H245V125H246V122H247V121H246ZM255 117H256V116H255ZM261 117H262V116H261ZM113 118H114V117H113ZM123 118H124V116H123ZM125 118H126V117H125ZM163 118H164V117H163ZM163 118H161V119H163ZM165 118H166V117H165ZM184 118H185V117H184ZM204 118H207V117H204ZM204 118H203V119H204ZM210 118H211V117H210ZM210 118H209V119H210ZM212 118H214V117H212ZM235 118L238 119V120H240L239 118H237V116H236ZM235 118H234V119H235ZM253 118H254V117H253ZM263 118H264V117H263ZM195 119H196V117H195ZM200 119H201V117H200ZM209 119H208V120H209ZM218 119H219V118H218ZM221 119H222V118L219 119L220 121L218 120V121L220 122V124L222 123ZM225 119H226V118H225ZM248 119H249V118H248ZM248 119H247V120H248ZM158 120H159V119H158ZM164 120H165V119H164ZM196 120H198V119H196ZM201 120H202V119H201ZM208 120H207V122L210 121V120H209V121H208ZM212 120H213V119H212ZM215 120H216V116H215ZM241 120H242V119H241ZM241 120H240V121H241ZM249 120L251 121V119H249ZM252 120H253V119H252ZM256 120H257V118H256ZM256 120H255V125H257V124H256ZM114 121H115V119H114ZM116 121H117V120H116ZM118 121H119V120H118ZM165 121H167V120H165ZM194 121H195V120H194ZM194 121H193V122H194ZM205 121H206V120H205ZM227 121H228V120H227ZM227 121H226V122H227ZM230 121H232V120H230ZM234 121H235V120H234ZM260 121H261V120H260ZM110 122H111V121H110ZM186 122H187V121H186ZM193 122H192V123H193ZM195 122H196V121H195ZM201 122H202V121H201ZM201 122H200V123H201ZM207 122H206V123H207ZM213 122H214V121H213ZM213 122H212V123H213ZM237 122H239V121H236V126H237L238 124H242V123H238V124H237ZM242 122H244V121H242ZM258 122H259V118H258ZM263 122H264V121H263ZM119 123H121V122H119ZM167 123H169V122H167ZM174 123H175V122H173V124H174ZM179 123H180V122H179ZM224 123H225V122H224ZM227 123L230 125L229 122H227ZM114 124H115V123H114ZM122 124H124V122H123ZM125 124H126V123H125ZM127 124H128V123H127ZM129 124H131V123H129ZM132 124H133V123H132ZM135 124H136V122H135ZM135 124L133 125L134 127H135ZM139 124H140V123H139ZM180 124H181V123H180ZM201 124H203V122H202ZM208 124H210V126L212 125L211 123H208ZM208 124H207V125H208ZM216 124H217V122H216ZM218 124H219V123H218ZM228 124H227V125H228ZM234 124H235V122L233 123V127L235 126ZM247 124H248V123H247ZM251 124H254V122H253V123L251 122ZM155 125H156V124H155ZM155 125H154V126H155ZM159 125H160V124H159ZM162 125H163V124H162ZM164 125H165V122H164ZM205 125H206V124H205ZM207 125H206V126H207ZM213 125H215V124H213ZM224 125H225V124H224ZM224 125H223V127H224ZM229 125H228V126H229ZM231 125H232V124H231ZM231 125H230V126H231ZM248 125H249V124H248ZM255 125H254V126H255ZM258 125H259V124H258ZM258 125L256 126V128L258 127V130L262 129V128H261L260 126H258ZM261 125H262V124H261ZM113 126H114V125H113ZM113 126L111 125V127H113ZM126 126H127V125H126ZM131 126H132V125H131ZM139 126H140V125H139ZM156 126H158V125H156ZM168 126H169V125H168ZM178 126H179V125H178ZM188 126H189V125H188ZM188 126H187V127H188ZM194 126H195V125H194ZM194 126H192V129H193ZM196 126H197V125H196ZM201 126H203V125H200V127H201ZM219 126H220V125H219ZM230 126H229V129H230V128H233V127H230ZM239 126H240V125H239ZM239 126H238V127H239ZM246 126H247V125H246ZM250 126H251V125H250ZM252 126H253V125H252ZM134 127H133V128L131 127V130H132V131H133ZM161 127H162V126H161ZM165 127H166V126H165ZM165 127H164V128H165ZM169 127H170V126H169ZM169 127H168V128H169ZM184 127H185V126H184ZM241 127L243 128L244 126L242 125V126H240V128H241ZM259 127H260V128H259ZM126 128L128 129V127H125V129H126ZM159 128H160V127H159ZM168 128H167V129H168ZM172 128H173V127H171L170 129H172ZM188 128H189V127H188ZM196 128H197V127H196ZM202 128H204V127H202ZM212 128L214 129L213 126H211V129H212ZM235 128H236V127H235ZM240 128H239V130H240ZM252 128H253V127H251V129H252ZM256 128L254 127V129H256ZM122 129H123V127H122ZM157 129H158V127H157ZM162 129H163V128H162ZM162 129H161V130H162ZM177 129H179V127H178ZM211 129H210V130H211ZM216 129H218V128H216ZM216 129H215V131H217ZM221 129H222V128H221ZM243 129H246V128L244 127ZM119 130H120V129H119ZM123 130H124V129H123ZM134 130H135V129H134ZM139 130H140V129H139ZM154 130H156V127H155ZM154 130H153V132H156L155 134L158 136L159 133H160V130H159V133H157V131H154ZM168 130H169V129H168ZM183 130L185 131V129H183ZM195 130H196V129H195ZM195 130H193V132H194ZM224 130H225V129H224ZM227 130H228V129H227ZM247 130H248V129H247ZM179 131H180L179 133L182 135L181 130H179ZM190 131H191V130H190ZM228 131H229V130H228ZM230 131H231V130H230ZM241 131H242V130H241ZM129 132H130V130H129ZM140 132H141V131H140ZM196 132L198 133V129L196 130ZM207 132H210V131L207 130ZM207 132H206V134H207ZM211 132H212V130H211ZM213 132H214V131H213ZM213 132H212V133H213ZM225 132L227 133L226 130H225ZM225 132H224V133H225ZM235 132H237V130H235L234 133H235ZM242 132H243V131H242ZM244 132H245V131H244ZM250 132L252 133L251 130H250ZM254 132H255V131H254ZM254 132H253V133H254ZM256 132H257V131H256ZM258 132H259V131H258ZM119 133H121V135H122V132H119ZM124 133H126V132L124 131ZM130 133H131V132H130ZM132 133H133V134H130V135H129V136H132L131 139H133V135H134L135 132L133 131ZM137 133H138V132H137ZM142 133H143V131H142ZM161 133H162V131H161ZM175 133H176V132H175ZM179 133H178V134H179ZM185 133H186V132H185ZM197 133H196V134H197ZM199 133H200V132H199ZM214 133H217V132H214ZM214 133H213V134H214ZM220 133H222V130H221ZM228 133H229V132H228ZM239 133H240V132H239ZM245 133H246V132H245ZM247 133H248V131H247ZM247 133H246V134H247ZM251 133H248L247 135L250 136ZM260 133H261V132H260ZM127 134H128V133H127ZM149 134H150V133H149ZM155 134H153V135H155ZM172 134H173V132H172ZM178 134H177V136H178ZM183 134H184V133H183ZM188 134H189V133H188ZM191 134H192V133H191ZM206 134H202V135H201V136H202L201 138H204L203 135L206 136ZM210 134H211V133H210ZM213 134H212V135H213ZM241 134H242V133H241ZM241 134H240V135H241ZM256 134H258V133H256ZM121 135H120V136H121ZM123 135H124V134H123ZM136 135H137V134L135 133V136H136ZM143 135H144V133H143ZM156 135H155V137H156ZM193 135H194V133H193ZM199 135H200V134H199ZM212 135H210V136H212ZM227 135L230 136V134H227ZM227 135L225 134V137H226ZM232 135H233V134H232ZM240 135H239V137H240ZM242 135H243V134H242ZM139 136H140V135L137 136L138 139L136 140V141H137V144H135L136 147H138V145H140V146L142 147L141 144H143V143L139 140V139L141 138V136H140V138H139ZM148 136H150V135H148ZM151 136H152V134H151ZM160 136H161V135H160ZM172 136H173V135H172ZM189 136H190V134H189ZM194 136H195V135H194ZM194 136H193V139L196 140V139L198 138V136L195 137L196 139L194 138ZM215 136H216V138H217L218 135H215ZM215 136H214V137H215ZM229 136H227V138H228ZM237 136H238V135H237ZM249 136H245L247 139H246L245 137H244V138H245L246 140H249V139H250ZM251 136H252V135H251ZM253 136L255 137L256 135H253ZM137 137H136V138H137ZM153 137H154V136H153ZM158 137H159V136H158ZM158 137H157V138H158ZM186 137H187V136H186ZM207 137H208V136H207ZM222 137H223V136H222ZM239 137H238V138H239ZM254 137H253V138H254ZM123 138H124V137H123ZM169 138H170V137H169ZM205 138H206V137H205ZM208 138H210V137H208ZM208 138H207V139H208ZM233 138H234V137H233ZM235 138H236V136H235ZM242 138H243V137H242ZM244 138H243L242 140H244ZM134 139H135V138H134ZM147 139H148V138H147ZM167 139H168V138H167ZM175 139H176V138H175ZM184 139H185V138H184ZM191 139H192V138H191ZM207 139H205V140H207ZM211 139H212L213 141H215V140H214L215 138H214V139L211 138ZM211 139H210V141H212ZM224 139H225V138H224ZM230 139H232L231 136H230ZM254 139H255V138H254ZM123 140H124V139H123ZM127 140H128V139H127ZM149 140H150V138H149L147 141H149ZM156 140H157V139H156ZM176 140H177V139H176ZM179 140H180V138H179ZM185 140H186V139H185ZM185 140H184V141H185ZM194 140H192V141H194ZM199 140H200V139H198V141H199ZM218 140H219V139H218ZM227 140H228V139H227ZM232 140H233V139H232ZM232 140H231V141H232ZM242 140H241V141H240V140H237V141H238V142H239V141L242 142ZM251 140H252V139H251ZM251 140H249L248 142H250ZM133 141H134V140H133ZM188 141H189V140H188ZM207 141H208V140H207ZM207 141H206V142H207ZM233 141H234V140H233ZM233 141L231 142L232 144H233ZM254 141H255V140H254ZM258 141H259V140H257V142H258ZM260 141H261V140H260ZM121 142H122V140H121ZM129 142H130V141H129ZM152 142H154V143L152 144ZM156 142H157V141H156ZM167 142H168V141H167ZM180 142H181V141H180ZM199 142H200V141H199ZM202 142H203V141H202ZM223 142H225V141H223ZM227 142L229 143V141H227ZM238 142H237V143H238ZM252 142H253V141H252ZM252 142H251V143H252ZM140 143H141V144H140ZM150 143H151L152 145H154V144H155V141H150ZM183 143H184V142H183ZM189 143H190V142H189ZM193 143H194V142H193ZM197 143H198V142H197ZM207 143H208V145H210V143H212V142H210V143L207 142ZM207 143H204V142H203V143H201V144L204 145V144H207ZM216 143H217V142H216ZM220 143H221V142H220ZM231 143H230V144H231ZM246 143H247V142H246ZM119 144H121V143H119ZM123 144H124V143H123ZM185 144H187V140H186V143H185ZM213 144H214V142H213ZM235 144H236V143H235ZM239 144H240V143H239ZM239 144H238L239 147L243 145V143H242V145H239ZM260 144H261V142H260ZM116 145H117V143H116ZM178 145H179V143H178ZM182 145H183V144H182ZM187 145H188V144H187ZM187 145H186V146H187ZM191 145H192V147L195 146V144H194V145L191 144ZM197 145H200V144H197ZM214 145H215V144H214ZM221 145H222V144H221ZM224 145H225V144H224ZM226 145H229V144H226ZM252 145H255V144H252ZM261 145H262V144H261ZM128 146H129V145H128ZM131 146H132V145H131ZM133 146H134V145H133ZM183 146H184V145H183ZM189 146H190V145H189ZM189 146H188V147H189ZM205 146H207V145H205ZM211 146H212V144H211ZM211 146H208V147H211ZM217 146H220V145L218 144ZM229 146H230V145H229ZM244 146H245V145H244ZM259 146H260V145H259ZM117 147H118V145H117ZM141 147H140V148H141ZM172 147H173V146H172ZM212 147H213V146H212ZM212 147H211V148H212ZM225 147H227V146H225ZM242 147H243V146H242ZM242 147H241V148H242ZM253 147H254V146H253ZM115 148H116V147H115ZM119 148H120V146H119ZM129 148H130V146H129ZM129 148H128V149H129ZM131 148H133V147H131ZM189 148H190V147H189ZM213 148H214V147H213ZM213 148H212V150H214ZM217 148H218V147H217ZM219 148H220V147H219ZM241 148H240V149H241ZM247 148H248V147H247ZM256 148H257V147H256ZM138 149H139V148H138ZM187 149H188V148H187ZM205 149H207V147H206ZM223 149H224V148H223ZM240 149L238 148V150H240ZM259 149H260V147H259ZM259 149H258V150H259ZM185 150H186V149H185ZM190 150H191V149H190ZM190 150H189V151H190ZM215 150H216V149H215ZM248 150H249V148H248ZM248 150H247V153H248ZM252 150L254 151V148H253ZM173 151H174V149H173ZM204 151H205V150H204ZM210 151H211V150H210ZM225 151H226V150H225ZM225 151H223V152H225ZM241 151H242V149H241ZM250 151H251V148H250ZM253 151H252V152H253ZM171 152H172V150H171ZM185 152H186V151H185ZM197 152H198V148H197ZM201 152H202V148H201ZM207 152L210 153V152H209V148H208V151H207ZM214 152H216V151H214ZM214 152H213L212 155H214ZM220 152H222V151L220 150ZM236 152H237V151H236ZM179 153H180V152H179ZM187 153H188V152H187ZM198 153H199V152H198ZM198 153H197V155H195L196 157L199 155ZM127 154H128V153H127ZM127 154H126V155H127ZM129 154H130V153H129ZM172 154H173V153H172ZM183 154H184V152H183ZM191 154H192V153H191ZM206 154H207V153H205V155H206ZM210 154H211V153H210ZM216 154H217V153H216ZM218 154H219V153H218ZM218 154H217V155H218ZM220 154H222V153H220ZM224 154H226V152H225ZM234 154H235V153H234ZM123 155L126 156L125 154H123ZM169 155H171V153H170ZM189 155H190V154H189ZM208 155H209V154H208ZM208 155H207V156H208ZM231 155H232V154H231ZM231 155H230V156H231ZM124 156H122V157H124ZM183 156H184V155H183ZM192 156H193V155H192ZM203 156H204V155H203ZM221 156H222V155H221ZM233 156H234V155H233ZM237 156H238V155H237ZM186 157H187V156H186ZM196 157H195V159H196ZM212 157H213V156H212ZM215 157H216V155H215ZM218 157H219V156H218ZM226 157H228L227 154H226ZM234 157H235V156H234ZM243 157H244V156H243ZM124 158L126 159V157H124ZM124 158H123V160H122L121 158H119V159L124 163V162H125V161H124V160H125ZM170 158H171V156H170ZM173 158H174V157H173ZM184 158H185V157H184ZM191 158L194 159L193 157H191ZM199 158H200V155H199ZM207 158L209 159L210 157H207ZM213 158H214V157H213ZM213 158H212V161H213ZM222 158H225V157H222ZM232 158H233V157H232ZM235 158H237V157H235ZM127 159H128V157H127ZM197 159H198V158H197ZM200 159H201V158H200ZM204 159H206V157H205ZM204 159H203V160H204ZM210 159H211V158H210ZM210 159H209L208 164H209L210 161H211ZM218 159H220V158H218ZM218 159H217V160H218ZM237 159H238V158H237ZM240 159H241V158H240ZM240 159H238V161H239ZM243 159H246V158H243ZM179 160H180V159H179ZM181 160H182V158H181ZM201 160H202V159H201ZM201 160H200V162L203 161V160H202V161H201ZM226 160H227V158H226ZM228 160H229V159H228ZM182 161H183V160H182ZM189 161H190V160H189ZM193 161H194V160H193ZM195 161H196V160H195ZM229 161H230V160H229ZM247 161H248V159H247ZM119 162H120V161H119ZM122 162H120L121 165H122ZM126 162L129 163V161H127V160H126ZM126 162L124 163V165L126 164V165H127V168L130 169V166H131V165H130V164L128 165ZM130 162H132V161L130 160ZM172 162H173V161H172ZM200 162H199V163H200ZM205 162H206V161L203 162L204 165H205ZM219 162H221V161H217V162L215 161L214 164H213V162H211V163H212V165H216V163H217V166H218V164H221V163H219ZM222 162H223V161H222ZM232 162H233V161H232ZM234 162H235V160H234ZM111 163H112V165L114 164L113 162H111ZM155 163H156V161H155ZM157 163H158V161H157ZM187 163H188V162H187ZM192 163H193V162H192ZM194 163H195V162H194ZM199 163H198V164H199ZM227 163H228V162H227ZM100 164H101V163H100ZM108 164H109V163H108ZM115 164H116V163H115ZM184 164H185V163H184ZM195 164H196V163H195ZM200 164H201V163H200ZM206 164H207V163H206ZM224 164H225V163H223L222 165H224ZM237 164H238V163L236 162V165H237ZM241 164H243V163L241 162ZM245 164H246V163H245ZM119 165H120V164H119ZM126 165H125V167H126ZM155 165H156V164H155ZM173 165H174V164H173ZM173 165H172V166H173ZM227 165H228V167L230 166V164H227ZM95 166H96V165H95ZM98 166L100 167L99 164H97V167H98ZM102 166L105 167L104 163L102 164ZM107 166H108V165H107ZM116 166H117V165H116ZM122 166H123V165H122ZM122 166H121V167H122ZM224 166H225V165H224ZM97 167H96V168H97ZM117 167H118V166H117ZM117 167H116V170H117ZM125 167H124V168H125ZM168 167H170V166H168ZM199 167H203V166L201 165V166H199ZM205 167H207V169H208V166H205ZM209 167H210V165H209ZM228 167H227V169H228ZM238 167H241V166H238ZM242 167H243V166H242ZM242 167H241V168H242ZM101 168H102V167H101ZM179 168H180V167H179ZM182 168H183V167H182ZM182 168H181V169H182ZM212 168H213V166L210 167V169H212ZM214 168H215V167H214ZM216 168H218V167H216ZM219 168H221V167H219ZM230 168H232V167H230ZM236 168H237V167H236ZM94 169H95V168H94ZM98 169H99V168H98ZM107 169H108V167H107ZM107 169H106V170H107ZM110 169H111V168H110ZM210 169H209V170H210ZM234 169H235V168H234ZM101 170H102V169H101ZM123 170H124V169H123ZM126 170H127V169H125V173H126ZM203 170H204V169H203ZM203 170H201V171L203 172ZM229 170H230V169H229ZM229 170H228V171H229ZM235 170H236V169H235ZM238 170H239V168H238ZM108 171H110V170H108ZM121 171H122V169L120 170V172H121ZM173 171H174V170H173ZM216 171H217V170H216ZM228 171H226V173H227ZM111 172H112V170H111ZM117 172H118V170H117ZM176 172H177V171H176ZM178 172H179V170H178ZM204 172H205V171H204ZM206 172L209 173V171H206ZM212 172L214 173L215 171H213V169H212ZM122 173H123V172H122ZM128 173H129V171H128ZM180 173H181V172H180ZM180 173H179V174H180ZM208 173H207V174H208ZM210 173H211V172H210ZM97 174H98V173H97ZM176 174H177V173H176ZM179 174H178V175H179ZM201 174H203V173H201ZM204 174H205V173H204ZM216 174H217V172H216ZM119 175H120V174H119ZM123 175H125V174H123ZM166 175H167V174H166ZM173 175H174V174H173ZM220 175H224V176L226 175V176H227L228 173H227V174H221V173H220ZM220 175H219V176H220ZM125 176H127V174H126ZM168 176L170 177V175H168ZM168 176H166V177H168ZM179 176H180V175H179ZM224 176H222V177H224ZM226 176L224 177V179L226 178ZM171 177L173 178V176H171ZM209 177H211V176L209 175ZM172 178H171V179H168V180H172ZM207 178H208V177H207ZM211 178H212V177H211ZM211 178H209V180H211ZM220 178H221V176H220L219 179H218L219 181H220ZM227 178H229V177H227ZM227 178H226V179H227ZM166 179H167V178H166ZM200 179H201V178H200ZM222 179H223V178H221V180H222ZM229 179H230V178H229ZM229 179H227V180H229ZM209 180H208V181H209ZM213 180H216V181H217V179H215V178H214ZM202 181H204V179H203ZM211 181H212V180H211ZM223 181H225V180H223ZM229 181H230V180H229ZM229 181H228V183H229ZM178 182H179V181H178ZM199 182H200V181H199ZM212 182H213V181H212ZM164 183H165V181H164V182L162 181V184H164ZM171 183H173V182H171ZM208 183H210V181L207 182V184H208ZM228 183L226 182V184H228ZM166 184H167V182H166ZM204 184H205V181H204ZM212 184H216L215 181H214L213 183L208 184V185H210V187H211ZM217 184H218V182H217ZM217 184H216V185H217ZM224 184H225V183H224ZM229 184H230V183H229ZM229 184H228V185H229ZM124 185H125V184H124ZM172 185H174V184H172ZM208 185H206L205 187H207ZM216 185H215V187H216ZM221 185H222V184H221ZM221 185H220V187H222ZM125 186H126V185H125ZM162 186H164V185H162ZM218 186H219V184H218ZM218 186H217L216 188H218ZM225 186H226V185H225ZM225 186H223V188H224ZM227 187H228V186H227ZM163 188H164V187H163ZM170 188H171V187H169L168 189H170ZM213 188H214V186H213ZM223 188H222V191H223ZM225 188H226V187H225ZM225 188H224V189H225ZM226 189H227V188H226ZM245 189H246V190H245ZM245 189H243V191H241V192H243V194H244V190H245V192H246L247 190H249V189H247V188H245ZM164 190H165V189H164ZM218 190H219V188H218ZM218 190H216V189L214 190V189H213V191H218ZM167 191H168V190H167ZM170 191H171V190H170ZM170 191H168V193H167L168 195H169ZM172 191H173V190H172ZM172 191H171V192H172ZM174 191H175V190H174ZM213 191H212V193H213ZM220 191H221V190H220ZM212 193H210V194H212ZM214 193H215V192H214ZM171 194H172V193H171ZM171 194H170V195H171ZM218 194H219V193H217V195H216V193H215L214 196H218ZM241 194H242V193H241ZM241 194H239L238 196H239V197L243 196V194H242V195H241ZM194 195H195V194H194ZM212 195H213V194H212ZM240 195H241V196H240ZM11 197H12V196H11ZM208 197H209V196H208ZM218 197H220V196H218ZM169 198H170V196H169ZM209 198H211L210 200H214V199H215V197H214V198H213V197H209ZM236 198H238V197H236ZM192 199H193V198H192ZM194 199H195V197H194ZM196 199H197V198H196ZM196 199H195V200H196ZM200 199H201V198H200ZM207 199H208V198H207ZM207 199H206V201H207ZM201 200H202V199H201ZM204 200H205V199H203V201H204ZM217 200L220 202V198H219V199L217 198ZM217 200H216L215 202H218ZM239 200H240V199H239ZM239 200L237 199V201H239ZM193 201H194V200H193ZM197 201H198V200H197ZM197 201H194V202H197ZM194 202H193V203H194ZM204 202H205V201H204ZM198 203H199V202H198ZM163 204H164V203H161V205H163ZM194 204H196V203H194ZM202 204H203V203H202ZM199 206H202V205H199ZM161 208H162V207H161ZM163 208H164V207H163ZM163 208H162V210H163ZM164 210H165V208H164ZM160 211H161V210H160ZM165 213H166V212H165ZM2 214H3V213H2ZM182 214H183V213H182ZM0 215H1V212H0ZM163 215H166V214H163ZM163 215H162V216H163ZM184 215H185V214H184ZM4 216H5V214H4ZM162 216L160 215V218H162ZM172 216H173V213H172ZM180 216H181V215H180ZM165 217H166V216H165ZM167 217H168V216H167ZM4 218H5V217H4ZM182 218H183V217H182ZM185 218H186V217H185ZM0 219H1V218H0ZM2 219H3V218H2ZM5 219H6V218H5ZM165 219H166V218H165ZM167 219H168V218H167ZM178 219H179V218H178ZM174 220H175V219H174ZM180 220H181V219H180ZM187 220H188V219H187ZM198 220H199V219H198ZM201 220H202V219H201ZM201 220H200V222H202ZM4 221H5V220H4ZM6 221H7V219H6ZM32 221L34 222V219L31 220V222H32ZM108 221H109V219H108ZM110 221H111V220H110ZM113 221H114V220H113ZM160 221H161V220H160ZM167 221H168V220H167ZM169 221H170V219H169ZM185 221H186V220H185ZM171 222H174V221H171ZM186 222H187V221H186ZM34 223H35V222H34ZM117 223H119V222H117ZM165 223H166V222H165ZM165 223H164V224H165ZM119 224H120V223H119ZM171 224H172V223H171ZM183 224H184V223H183ZM183 224H182V225H183ZM186 224H187V223H186ZM198 224H199V223H198ZM33 225H34V224H33ZM187 225H188V224H187ZM187 225H186V226H187ZM59 226L61 227L62 225H59ZM35 227L37 228V224L34 225V226H32V228H34V229H33V234H34ZM117 227L120 229L121 226L119 227V225H117ZM58 228H59V227H58ZM119 229H117L116 233H119V231H118ZM121 229H122V228H121ZM114 230H115V228H114ZM36 231H37V230H35V232H36ZM121 231H122V230H121ZM211 231H212V229H211ZM211 231H210V235H211V233H212V235H213V233H214L215 231H214V230H213V232H211ZM25 232L27 233V231H23L24 234H25ZM18 233L20 234V233H22V232L18 231ZM29 233L31 234V232H28V234H29ZM37 233H38V232H36L35 234H37ZM42 233H43V232H42ZM116 233H115V234H116ZM9 234H10V233H9ZM11 234H12V235H10V236H14L15 233H14V232H13V233L11 232ZM28 234H26V237L28 236ZM33 234H31V236H32ZM43 234H44V233H43ZM46 234H47V233H46ZM49 234H50V233H49ZM49 234H48V235H49ZM107 234H109V232H108ZM119 234H120V233H119ZM40 235H41V236H40ZM52 235H53V234H50V236H52ZM116 235H117V234H116ZM116 235H115V236H116ZM179 235H180V234H179ZM7 236H9V235L7 234ZM10 236H9V238H10ZM17 236L22 237V236H24V235L21 234V235H17ZM36 236H38V234H37ZM39 236H40V237H35L36 239H34L33 236H32V238H33L34 240H39L40 243H43V242L41 241V240H43L42 234H39ZM45 236H46V238H47V241H49V242H46V243H51V242H50L51 239H52L53 237H55V236L53 235V237H52L51 239H49L50 237L48 238L47 235L44 234V238H45ZM64 236H65V235H64ZM81 236H82V235H81ZM213 236H214V235H213ZM20 237H18V238H20ZM41 237H42V238H41ZM27 238H28V237H27ZM32 238L30 237L29 239H32ZM37 238H39V239H37ZM63 238H65V237H62V239H63ZM209 238H211V237H209ZM20 239L22 240L23 238H20ZM48 239H49V240H48ZM53 239H55V238H53ZM53 239H52V240H53ZM56 239H57V238H56ZM59 239L62 240L61 237H59L58 240H59ZM80 239H81V238H79V240H80ZM8 240H9V239H8ZM23 240H24V239H23ZM23 240H22V242H23ZM34 240H32V241L30 240V241H29L30 244H31V242H32V244H34V243H35V244H39V242L36 241V242H37V243H36ZM65 240H67V239L65 238ZM13 241L16 242V238L13 239ZM24 241H26V240H24ZM0 242H1V241H0ZM6 242H7V241L2 242V243L7 244ZM8 242H10V241H8ZM15 242H13L12 244H14ZM19 242H21V241H19ZM33 242H34V243H33ZM54 242H55V241L53 240V243H54ZM56 242H57V241H56ZM56 242H55V243H56ZM60 242H61V241H60ZM60 242H59V243H60ZM63 242H64V240H63ZM25 243H26V242H25ZM57 243H58V242H57ZM183 243H184V241H183ZM228 243H229V242H228ZM228 243H225V244H227V245H225L226 248H227V246H228ZM231 243H233L232 245H233L234 248H233L232 250L234 251L235 247L237 246V243H235V241H234V242L232 241ZM12 244H11V245H12ZM15 244H16V246H17L18 248H23V245L20 244V246H22V247H19V246L17 245V243H15ZM18 244H19V243H18ZM26 244H27V243H26ZM51 244H52V243H51ZM51 244H50L49 246H51ZM234 244H236V245L234 246ZM9 245H10V243H9ZM28 245H29V244H28ZM41 245H42V244H41ZM52 245H53V244H52ZM54 245H55V244H54ZM59 245H62V244H59ZM64 245H66V241H65V244H64ZM177 245H178V244H177ZM180 245H181V244H180ZM229 245H230V243H229ZM29 246H30V245H29ZM34 246H36V245H33L32 248H33ZM37 246H38V245H37ZM37 246H36V247H37ZM44 246H45V245L43 244V245H42V249L44 248ZM67 246H68V244H67ZM17 247H14V248H17ZM30 247H31V246H30ZM36 247H34V248H36ZM39 247H40V246H39ZM54 247H55V246H54ZM57 247H58V245H57ZM228 247H229V246H228ZM25 248H26V247H25ZM25 248H24V249H25ZM34 248H33V249H34ZM37 248H38V247H37ZM45 248H47V247H45ZM59 248H60V247H59ZM214 248H215V247H214ZM26 249H27V248H26ZM30 249H31V248H30ZM49 249H51V248L49 247ZM56 249H57V248H56ZM230 249H231V248H230ZM254 249H255V248H254ZM256 249H257V248H256ZM12 250H13V246H12ZM12 250H11V251H12ZM14 250H15V249H14ZM27 250H28V249H27ZM40 250H41V248H40ZM40 250H39V251H40ZM46 250H47V249H46ZM46 250H45V252H46ZM58 250H60V249H58ZM79 250L81 251V249H79ZM82 250H83V249H82ZM85 250H86V249H85ZM85 250H83V251L85 252ZM226 250H228V249H226ZM226 250H225V251H226ZM236 250H237V248H236ZM11 251H10L9 253H11ZM16 251H17V250H16ZM20 251L23 252V256H24V253H25L24 251H26V250H24V251H23V250H20ZM20 251H19V252H20ZM37 251H38V250H37ZM41 251H42V250H41ZM55 251H56V250H55ZM238 251H239V249H238ZM248 251H249V253L251 254V256L254 255V253L252 254V252H250V250H248ZM252 251H253V250H252ZM254 251H255V250H254ZM13 252H14V251H12V253H13ZM26 252L28 253V251H26ZM29 252H31V250H30ZM32 252H34V251H32ZM35 252H36V251H35ZM42 252H43V251H42ZM47 252H50V251H47ZM51 252H52V251H51ZM74 252H75V251H74ZM78 252H79V251H77L76 253L78 254ZM240 252H241V251H240ZM16 253H17V252H16ZM20 253H21V252H20ZM20 253H19V254H20ZM27 253H25V254L28 255ZM54 253H55V252H54ZM59 253H60V252H59ZM76 253H75V256H76ZM224 253H225V252H224ZM227 253H228V254H227ZM227 253H226V254H227L228 256H230V254L232 253V251L229 253V250H228ZM234 253H235V252H234ZM234 253H233V254H234ZM237 253H238V252L236 251V254H237ZM255 253H256V252H255ZM7 254H8V253H7ZM7 254H6V255H7ZM29 254H30V253H29ZM56 254H57V253H56ZM56 254H55V255H56ZM80 254H81V253H80ZM85 254H86V253H85ZM222 254H223V253H222ZM226 254H224V255H226ZM233 254L231 255L232 257L234 256ZM236 254H235V255H236ZM238 254H239V253H238ZM6 255H5V256H6ZM10 255H11V254H10ZM20 255H22V254H20ZM20 255H19V256H20ZM31 255H32V254H31ZM33 255H38V256L40 257L41 254H40V252H39L38 254L35 253V254H33ZM44 255H46V253H45ZM49 255H50V253H49ZM52 255H53V254H52ZM52 255H51V256H52ZM7 256H9V255H7ZM7 256H6V257H7ZM12 256H13V255H12ZM15 256H16V255H15ZM15 256H14V258H15ZM17 256H18V255H17ZM17 256H16V257H17ZM23 256H22V257H23ZM28 256H29V255H28ZM38 256H37V257H38ZM80 256H81V255H80ZM80 256H79V257H80ZM83 256H86V255L83 254ZM220 256H222V257L224 258L223 255H220ZM242 256H243V255H242ZM245 256L248 257L247 255H245ZM255 256H256V255H255ZM6 257H5V258H6ZM24 257H25V256H24ZM24 257H23V258H24ZM29 257H30V256H29ZM29 257H28V259H32V258H33V257H32V258H31V257L29 258ZM39 257H38V258H39ZM41 257H43V256L41 255ZM56 257H58V259H59V256H56ZM79 257H78V258H79ZM222 257H221V258H222ZM246 257H244V259H245ZM256 257H257V256H256ZM9 258H10V256H9ZM17 258H18V257H17ZM20 258H21V257H20ZM23 258H21V259H23ZM44 258H45V257H44ZM44 258H43V259H44ZM51 258H53V257H50V259H51ZM54 258H55V257H54ZM80 258H81V257H80ZM80 258H79V260H81ZM83 258H84V257H83ZM83 258H82V259H83ZM228 258H229V260H232V258H231V259H230V257H228ZM228 258H227V260H228ZM234 258H235V257H234ZM234 258H233V260H234ZM242 258H243V257H242ZM251 258H252V257H251ZM251 258H249V259L251 260ZM24 259H25V258H24ZM24 259H23V260H24ZM28 259H27V260H28ZM56 259H57V258H56ZM235 259H236V258H235ZM258 259H259V258H258ZM7 260H8V259H7ZM13 260H14V259H13ZM13 260H12V261H13ZM16 260L18 261V259H16ZM34 260H35V264H37L35 258H34ZM34 260H31V261H34ZM40 260H41V258H40ZM47 260H48L47 262L50 261V260L48 259V257H47ZM51 260H52V259H51ZM59 260L61 261V259H59ZM233 260H232V261H233ZM239 260H240V259H239ZM239 260H238V261H239ZM8 261H9V260H8ZM8 261H7V263H8ZM17 261H16V262H17ZM19 261H21V260H19ZM31 261H30V262H31ZM83 261H84V259H83ZM224 261H225V260H224ZM232 261H230V262H231V263H234V264L236 263V262H234V261H236V260H234L233 262H232ZM255 261H256V260H254V262H255ZM262 261H263V260H262ZM9 262H11V260H10ZM23 262H24V261H23ZM23 262H22V264H23ZM27 262H28V261H27ZM27 262H26V263H27ZM43 262H44V261H43ZM57 262H58V261H57ZM74 262L76 263V261H74ZM225 262H227V261H225ZM225 262H224V263H225ZM230 262H227V263L229 264ZM240 262H241V261H240ZM240 262H239V263H240ZM247 262H248V261H247ZM251 262H252V261H251ZM254 262H253V263H254ZM13 263H14V262H12L11 264H13ZM28 263H29V262H28ZM32 263H34V262H31V264H32ZM50 263H53V262L51 261ZM50 263H48V264H50ZM58 263H59V262H58ZM222 263H223V262H222ZM224 263H223V264H224ZM239 263H238V264H239ZM8 264H10V263H8ZM17 264H21V262H20V263H17ZM29 264H30V263H29ZM39 264H42V263L39 262ZM46 264H47V263H46ZM54 264H55V263H54ZM60 264H61V263H60ZM66 264H67V263H66ZM69 264H70V263H69ZM236 264H237V263H236ZM248 264H249V263H248ZM251 264H252V263H251ZM255 264H257V261L255 262ZM258 264H260V263L258 262Z\"/></svg>",
    "mask_w": 264,
    "mask_h": 264
}]
</instances>
